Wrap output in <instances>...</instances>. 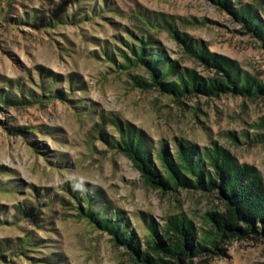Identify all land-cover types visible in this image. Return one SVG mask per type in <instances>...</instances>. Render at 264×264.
<instances>
[{"label":"rangeland","instance_id":"obj_1","mask_svg":"<svg viewBox=\"0 0 264 264\" xmlns=\"http://www.w3.org/2000/svg\"><path fill=\"white\" fill-rule=\"evenodd\" d=\"M138 6L206 19L180 30L264 84L260 41L209 0H0V94L40 100L23 105L0 100V264L127 259L109 234L75 216L63 189L71 182L99 188L111 208L123 210L142 243L149 237L148 218L162 227L167 214L183 211L200 227L203 210L223 209L214 195L185 189L161 193L146 186L129 158L91 130L98 112L115 113L172 150L178 139L200 147L215 141L237 162L255 166L264 183V143L241 142L242 131L253 133L251 123L264 116V96L177 102L153 89H132L125 74L108 73V64L92 56L102 41L112 43L115 35L124 36L122 27H133L131 13ZM260 18L264 22V15ZM152 32L171 58L202 76L213 74L185 56L167 32ZM55 90L71 102L44 97ZM103 129L115 135L112 127ZM223 246L221 256H197L193 264H264V234L249 233Z\"/></svg>","mask_w":264,"mask_h":264},{"label":"trees","instance_id":"obj_2","mask_svg":"<svg viewBox=\"0 0 264 264\" xmlns=\"http://www.w3.org/2000/svg\"><path fill=\"white\" fill-rule=\"evenodd\" d=\"M209 1L228 12L241 31L260 41L264 49V22L260 18L264 15V0L243 4L239 0ZM93 12L97 10L92 9ZM132 12L133 27H122L124 36L115 35L116 41L112 43L102 41L99 50L92 52L93 57L108 64V73L125 74L132 89H153L177 102L192 97L217 98L223 94L247 99L264 96V84L235 62L207 51L202 41L180 30L203 25L206 19L139 6ZM152 30L167 32L185 56L198 61L205 70H213V74L202 76L194 68L171 58ZM44 97L71 102L68 94L60 90ZM31 98L17 97L7 91L0 94V100L6 103L23 105L40 101L34 95ZM104 126L112 127L115 135L105 132ZM250 126L253 133L242 131L241 142L264 143V134L260 133L264 130V116ZM91 130L107 147L129 158L146 186L161 193L178 189L199 191L214 195L223 205V209L203 210L199 215L203 224L200 227L183 211L167 214L162 227L148 218L149 237L142 243L123 210L111 208L99 188L76 182L64 186L75 216L85 219L93 229L109 234L113 244L124 249L123 256L127 259L119 264H193L197 256H221L223 244L234 238L249 233L264 234V183L255 166L237 162L228 148L215 141L200 147L178 139L173 142L172 150L163 141L153 143L144 130L112 112H98ZM228 134L237 141L233 132ZM0 260H4L1 253Z\"/></svg>","mask_w":264,"mask_h":264}]
</instances>
